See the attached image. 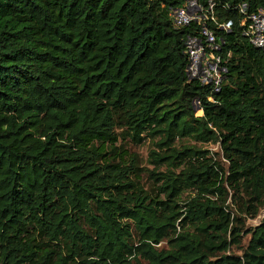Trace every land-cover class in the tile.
Here are the masks:
<instances>
[{"label":"trees","instance_id":"obj_1","mask_svg":"<svg viewBox=\"0 0 264 264\" xmlns=\"http://www.w3.org/2000/svg\"><path fill=\"white\" fill-rule=\"evenodd\" d=\"M182 1L0 0V261L264 264V46L221 11L225 79L187 81Z\"/></svg>","mask_w":264,"mask_h":264},{"label":"built area","instance_id":"obj_2","mask_svg":"<svg viewBox=\"0 0 264 264\" xmlns=\"http://www.w3.org/2000/svg\"><path fill=\"white\" fill-rule=\"evenodd\" d=\"M231 10L238 15L240 35L254 47L264 46V4L249 10L245 3L230 4L219 0H183L181 5L169 9L168 16L175 28L188 27L190 33L183 38L186 57L184 73L187 81L194 80L217 92L227 73L221 56L224 40L216 31L229 32L231 19L220 17V12ZM207 100L214 102L211 95ZM195 106L198 101L195 100Z\"/></svg>","mask_w":264,"mask_h":264},{"label":"rangeland","instance_id":"obj_3","mask_svg":"<svg viewBox=\"0 0 264 264\" xmlns=\"http://www.w3.org/2000/svg\"><path fill=\"white\" fill-rule=\"evenodd\" d=\"M197 111H200V110H195V114L196 115H200L201 114V111L200 112H197ZM156 138L154 139H150L149 137H146L145 139H143V141L139 144H134L130 139H128L127 137H124L122 138V136L118 137V140L116 142V145H119L121 146L123 149L127 150L128 153H130L134 159H135V165L137 167H140L141 169H143L142 173H143V176L141 178V183L142 185L144 186L145 189H149L152 185V181L151 180H148L146 178V173H145V170H151L153 168V164H151L149 162V151L150 150H158L155 148L154 146V142H155ZM180 143H187V144H195V146H198L202 149H206L210 152H213V153H217L218 152V146H217V143H210V142H207V143H197V142H193L192 140H189V139H183V140H177L176 143H175V146H178ZM165 168L164 165H161L158 167V169L160 171H162L163 169ZM187 195H188V192H186ZM183 195V197L185 196V194ZM261 219H264V208L260 209L257 213V215L253 218V219H247L245 221V225L247 227H251V226H254L256 225ZM248 239V235H244L241 237V242H240V245L241 246H244L246 241ZM158 247L159 248H162V247H166V244H165V241H161L159 244H158ZM230 252L232 253H235V254H239V250H237L236 248H233L231 247L229 249Z\"/></svg>","mask_w":264,"mask_h":264},{"label":"water","instance_id":"obj_4","mask_svg":"<svg viewBox=\"0 0 264 264\" xmlns=\"http://www.w3.org/2000/svg\"><path fill=\"white\" fill-rule=\"evenodd\" d=\"M0 264H6V262L4 260L0 261Z\"/></svg>","mask_w":264,"mask_h":264}]
</instances>
